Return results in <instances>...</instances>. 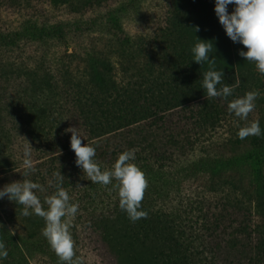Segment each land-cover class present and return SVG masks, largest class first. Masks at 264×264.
<instances>
[{
  "label": "rangeland",
  "instance_id": "obj_1",
  "mask_svg": "<svg viewBox=\"0 0 264 264\" xmlns=\"http://www.w3.org/2000/svg\"><path fill=\"white\" fill-rule=\"evenodd\" d=\"M19 2L13 15L10 2L0 0L1 33L18 27L24 19L37 25L63 23L73 26L72 32L77 33L71 34L67 45L28 42L14 51L0 45V190L13 182L31 180L43 187L44 191L36 194L47 208L44 200L54 194L51 185L57 183V177L52 169L43 180V171L52 160L46 156L53 153L57 141L71 137L68 129L84 133L82 122L92 119L94 113L103 121L124 117L126 108L135 102L152 107L178 105L177 111L167 113L168 123L160 131L144 127L147 131L140 135L142 147L152 139L158 140L159 132L164 130H172L187 144L193 143V147L175 152L168 166L156 160L150 163L155 168L152 169L148 160H140V169L148 181L140 209L147 212L146 218L133 222L125 214L112 229H105L103 223H87L82 216L85 209L86 213L89 209L107 210L116 194L119 198L118 181L112 180L109 185L114 193L106 196L99 193L97 186L90 192L93 181L84 171L79 176L80 187H76L74 179L65 180L63 186L68 184L71 202L84 207L77 213L81 217L76 214L71 219V264H160L181 258L189 261L190 253L188 264H205L197 259V253L203 251L204 238L197 237L203 233L204 214L223 206L235 213L236 227L243 212L254 219L255 206L259 200L264 202V149L252 145L248 137L241 140L237 135L250 121L259 120L260 126L264 125V75L254 62L240 56L241 50L247 51L242 44L224 36L214 11L215 0H118L98 8L60 0ZM106 9H118L122 32L105 26L106 16L102 15ZM232 9L230 5L229 11ZM77 27L79 32L75 31ZM198 38L213 45L210 59H216V70L224 71L222 84L232 83L234 89L226 99H209V108L192 117L184 110L192 104H187L190 87L185 71L194 60L192 48ZM195 64L200 70L213 67L207 62ZM108 66L113 69L115 82L108 86L109 90L98 93L96 82L108 79ZM253 90L261 94L247 121L228 108L217 114L236 96ZM127 142L129 138L124 142L120 137L111 141L117 151L128 150ZM26 148L30 149L31 168L24 164ZM220 155L237 159L238 165L235 170L221 169L211 181L203 164ZM110 161L113 166L114 160ZM191 168L194 171L189 172ZM257 171L263 172L260 180L254 176ZM83 185L90 188L87 195L78 194ZM23 207L7 196L0 199V241L8 251L0 264H65L42 234L45 220L35 214L23 216ZM134 224L139 225L135 230ZM154 224L159 225L158 229ZM161 232L167 237L159 240Z\"/></svg>",
  "mask_w": 264,
  "mask_h": 264
},
{
  "label": "trees",
  "instance_id": "obj_2",
  "mask_svg": "<svg viewBox=\"0 0 264 264\" xmlns=\"http://www.w3.org/2000/svg\"><path fill=\"white\" fill-rule=\"evenodd\" d=\"M8 1L10 2L11 6L10 12L14 15L16 12L15 4H17L19 0ZM117 1L118 0H60V2H64L66 4H70L72 2L85 4L90 8L108 7L109 4L115 2L117 3ZM38 13L39 12H36V14ZM173 13H177L176 9H173ZM179 13L181 14V11H179ZM22 15L23 14L19 15V17ZM105 16L106 19L103 20L105 26L107 25L110 29L116 30L117 32H122V17L120 16L118 9H106L104 15H102V18H105ZM6 25L11 27L10 24ZM73 28V26L63 23L37 25L31 20L24 19L18 27H14L8 31L5 30L4 33L0 32V45L4 44V46L11 47V49L14 51L19 49L22 43L25 44L28 42H62L66 44L68 39L71 37V34L77 33L72 32ZM80 30L81 29H78V27L75 28V31L79 32ZM224 36H227L226 32ZM117 41H120V38H117ZM105 70L108 73V79H102L97 81L98 83L96 82L98 93H104L105 91L109 90L108 86L115 82L111 76L113 69L108 66L105 67ZM208 70L209 69H198L197 65L191 61V64L187 66L185 71L186 84L190 87V91L186 94L187 104H192L184 110L189 111L192 117H196L198 113L202 112V110L209 108V105H207L208 101H210L209 99L216 101V99L219 98L208 97L206 90L202 88L203 73ZM232 76L233 74H230V80L232 79ZM228 85L234 86L232 83H228ZM219 87L220 86L218 85V88ZM235 98H237V96ZM201 105L202 108H200ZM129 106L130 108H126V113L123 114L124 117L117 118L114 121L100 120L97 118V113H94V117L92 119L82 122L85 130L84 133H80L81 137L84 139L82 140V144L88 143L95 148L96 156L94 159L102 170L108 169L109 166H112V161L108 162V159L114 160L113 163H115L119 154L125 152V150L117 151L116 147L112 145L111 141L115 137L122 138L124 142L127 140V138H129V142H127L128 150H135V160L132 162L135 163L139 168L142 167L140 165V160H148V165L150 166L149 168L152 169L155 168L150 165V163L156 160H162L163 162H166L165 166H168V160L170 157L173 158L175 152L179 153L182 150L193 147V143H185V141L180 139L179 135L174 133L172 130H164V132H159L160 137L158 140L152 139L150 144L142 147L143 143L141 142L142 140H140V135L147 131L144 127H155L156 130L160 131L163 125L168 123V119L170 117L168 114L172 113V111H177L178 105L172 107L165 104L155 105L152 107L151 105H147L144 102H135ZM183 108L180 109V111L183 110ZM199 108L200 110L198 111ZM227 108L228 107H223L221 111L217 112V114L220 115V113H224ZM99 112L101 115L104 114V111L100 109ZM261 128L264 129V125H262ZM70 139L71 137L68 139L61 138L60 141L55 143L56 148L52 150L53 153L50 156H46L47 158L52 157V160L50 161L51 165L47 166L43 171V180L46 178L45 173L53 169V171L56 173L61 172V175L64 177L63 183L65 180L67 181L71 178V180L74 179L76 187L81 186L82 178L79 179V176L83 174V169L78 167L76 164L77 157L74 151L71 149ZM247 139L250 140L252 145L257 144L258 149H264V135H261L260 137L249 136ZM147 140H149V138H147ZM138 148H140L139 151H137ZM211 158L212 161L210 159L203 164V169L206 171V174H208V179L211 181L215 175L219 174L221 169L235 170L236 165H238L237 159L234 158L225 156L223 157L221 155L216 160L213 157ZM54 163H58V165L53 166ZM199 163L200 161L197 162V164ZM191 169L192 170H189V172L194 171L193 168ZM68 172L69 174L67 175L66 173ZM50 176H52V173L49 174L48 177ZM254 176L257 180H260L263 178V172L257 171L254 173ZM110 184L112 186L113 182ZM67 185L68 184H65L63 187L67 189ZM96 186L99 187L98 189L101 195L103 194L106 196H112L114 193V190L110 189V185H99L98 183L95 184V182H93L91 189L89 188L90 192H92ZM51 187L52 191L55 192L56 182H54ZM85 188L86 187L83 185V187L78 190V194L86 193L87 195V191L89 189ZM112 190L113 192H111ZM261 201L262 200H259L255 206L256 217L252 219L250 213L243 212L240 215V221L236 224V227L233 225L235 217V213L233 211H228L229 209H225L223 206L222 209H219V211H207V213L204 214L203 219V233L197 237V239L204 238L202 244L203 251L197 253V259L201 260L205 264H214V261L217 262L216 264H264V202ZM110 203V208L107 210L103 207L101 209H97V212L95 211L96 209H89V211L86 213L85 209L82 215L83 218L86 217L84 220L87 223H93V225H99L100 223H103V227L105 229H112L113 227H116V224L122 221V218L128 213L120 208V198L117 197V194L115 200ZM215 203H218V201L216 200ZM81 209H84V207L82 208V205L80 204L79 210ZM77 216L81 217L78 214ZM147 220L153 222L151 219ZM245 220L248 221V223H245ZM138 227L139 225H132L133 230ZM158 227L159 225H155V229H158ZM157 237H159L158 239L160 240V238H166L167 235L166 233L161 232L157 235ZM191 258L192 253H190L189 261L187 259L181 258L176 262L163 261L160 264H188V262L191 261ZM208 260H210V262H207ZM156 264H159V261L156 262Z\"/></svg>",
  "mask_w": 264,
  "mask_h": 264
},
{
  "label": "clouds",
  "instance_id": "obj_3",
  "mask_svg": "<svg viewBox=\"0 0 264 264\" xmlns=\"http://www.w3.org/2000/svg\"><path fill=\"white\" fill-rule=\"evenodd\" d=\"M230 5L233 6L231 12ZM214 11L226 35L234 43H240L247 49L241 50L240 56L246 61L254 62L258 72L264 75V0H215ZM198 41L192 48L193 61L201 65L207 62L213 66L203 73L202 88L206 90L208 97L226 99L233 94L234 86L222 84L224 71L215 69L216 59L214 57L210 59L209 55L213 45L199 38ZM218 85L221 86L218 88ZM260 94L259 90L248 91L230 101L228 103L230 113L247 121L249 114L256 107L255 101ZM67 131L71 132L70 146L77 157V166L81 167L95 183L109 185L113 179L118 181L120 208L128 213L129 219L133 222L146 218L147 212L140 209L148 181L145 173L132 162L135 160V150L119 154L111 169L102 170L94 159L95 148L88 143L82 144L84 139L79 130L70 128ZM237 135L239 139L244 140L249 136L264 135V129L261 128L259 120H253L241 127ZM24 164L28 168L32 167L28 148L24 150ZM55 175L56 191L44 200L47 208H44L36 194L37 191H44L43 187L27 179L6 185L0 190V199L7 196L10 201L23 205L22 215L25 217L33 214L42 217L45 220L42 234L60 261L71 264L74 256V241L70 232L71 219L78 213L79 204L71 202L68 190L63 187L64 177L61 172ZM7 256L6 246L0 241V261Z\"/></svg>",
  "mask_w": 264,
  "mask_h": 264
}]
</instances>
